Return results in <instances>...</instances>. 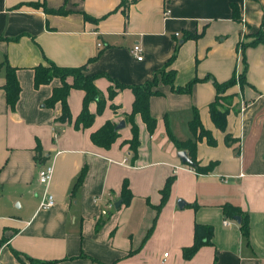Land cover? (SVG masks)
Returning a JSON list of instances; mask_svg holds the SVG:
<instances>
[{
	"label": "crops",
	"instance_id": "obj_1",
	"mask_svg": "<svg viewBox=\"0 0 264 264\" xmlns=\"http://www.w3.org/2000/svg\"><path fill=\"white\" fill-rule=\"evenodd\" d=\"M163 11L169 12L166 19ZM258 34L264 35V0H0V264H264V43L242 47ZM134 45L141 61L129 52ZM171 56L165 71H173V87L196 82L179 94L157 86L159 94L148 100L155 120L148 134L138 115L126 119L131 91L116 90L113 82H148ZM48 64L102 75L93 86L104 106L96 114V102L87 104L93 115L88 128L74 127L82 91L69 89L70 120L61 122L60 104L45 105L60 80L33 87L34 68ZM5 65L15 70L19 86L12 110L1 89ZM242 73L245 84L224 94L230 103L221 132L208 111L217 91L204 79L223 84ZM108 89L115 93L111 100ZM194 113L216 141L213 147L206 139L195 142V162L215 164L207 174L182 164L168 137L193 140L188 123ZM120 121L124 126L108 149L91 143V133ZM131 124L136 157L128 149ZM43 165L52 169L48 210L38 208L36 171ZM123 183L127 202L121 199ZM108 201L120 205L102 217ZM224 206L238 209L241 222L227 217ZM244 218L247 239L240 229ZM194 226L211 229L212 236L184 259Z\"/></svg>",
	"mask_w": 264,
	"mask_h": 264
},
{
	"label": "trees",
	"instance_id": "obj_2",
	"mask_svg": "<svg viewBox=\"0 0 264 264\" xmlns=\"http://www.w3.org/2000/svg\"><path fill=\"white\" fill-rule=\"evenodd\" d=\"M31 6L36 7L37 5L32 4ZM232 9H233V17L235 19H238L237 10L235 9V7H232ZM45 11L49 12L47 10ZM50 12L54 14L60 13V11H50ZM185 39H194V36L188 35L185 37ZM259 43H264V35L262 34H258L256 39L250 42L249 44H242V47L247 48L250 46H255ZM172 58L173 56H171V58L167 62V65L163 69L154 73L152 79L148 82H145L140 85H132L128 87L113 82L116 90L127 88L131 91L133 100L131 104L130 114L127 116L126 119H130L133 116L138 115L142 123L145 125L148 134H151L155 129V120L150 117L148 112V100L150 97L159 94V91H157L156 89L157 86L159 84L167 85L169 86L172 92L179 94V93H188L191 85L194 82H196V80H192L189 83H187L184 87L174 88L173 71L172 70L165 71V69L169 66V63L172 60ZM14 73H15L14 69L5 65L4 84L1 87V89L4 93L5 103L10 110L14 108V105L17 101L19 94V86L15 79ZM100 76L102 75L84 76L82 74V68L65 69V68L55 67L52 64H48L47 66H38L34 68L33 87L37 88L40 85L48 84L53 78L60 80L61 86L57 89L52 90L51 96L45 102V105L47 107H52L56 103L60 104L61 110H60V117L58 120L61 122L70 120L68 108L65 101L69 89H76L82 91L84 95L82 99L81 111L74 121V127L77 128L78 126H80L82 128H88L93 121V115L88 113L87 104L91 101L96 102V114H99L104 106L103 99H101L98 92L93 86V81ZM67 77H70L72 80L70 85L65 83V79ZM204 80L211 81L216 88L217 91L216 99L213 103L209 105L208 111L212 123L214 124L216 129L220 130L221 132H224L226 128V117L228 115V108L224 109L222 105L218 104V100L221 94H223L224 92H226V90H228L229 88L235 85L236 83L235 78H232L230 81L223 84H218L209 77H206ZM239 80L241 82V85L245 84L243 73L242 75L239 76ZM114 94L115 93L112 89H108L107 99L111 100ZM227 98L228 97H225L226 102L228 100L230 101V99ZM229 101L226 103L227 106H229L230 103ZM114 127L115 126L111 125L108 122L103 124L98 130L90 134L89 137L91 143L99 148L108 149L117 137L116 131H114ZM188 128L190 133L194 137L193 140L179 142L173 139L170 135L168 137L178 151L186 152L187 158L190 161V165H188L189 167H191L198 174H207L213 170L215 164L210 163L205 167H201L197 164V162H195V157H194L195 142L201 139H206L207 144L213 147L216 145V141L214 140L211 132L201 127L196 113L193 114L192 119L189 121ZM226 143L227 144L230 143L229 137H226ZM138 144L139 143L137 138V129L134 125L131 124V138L128 141V149L133 157H136ZM36 161L38 164H40L41 162V158L38 155L36 157ZM80 178L81 176L78 177L75 185L79 182ZM170 183H171V179L170 178L166 179L163 188L160 191L161 202L164 201V199L166 198ZM129 197L130 194L126 189L125 183H123L121 187V199L123 202H127L129 200ZM223 210L227 217L235 218L241 215L238 209L233 208L231 206H224ZM240 229L242 231V235L244 236V238L247 239L248 224L245 218L240 224ZM211 236H212L211 229H205L203 227L194 226L193 242L190 247L182 250L183 258L189 259L190 257H192L201 246L205 245L206 243H209ZM13 255L18 261H20L17 253L13 252ZM27 262L29 264H51V263H37L36 261L31 259H27Z\"/></svg>",
	"mask_w": 264,
	"mask_h": 264
},
{
	"label": "built area",
	"instance_id": "obj_3",
	"mask_svg": "<svg viewBox=\"0 0 264 264\" xmlns=\"http://www.w3.org/2000/svg\"><path fill=\"white\" fill-rule=\"evenodd\" d=\"M169 15L168 11H163L162 18L166 19ZM174 37H177V34H174ZM131 56L136 61H141V49L138 45L132 46L130 49ZM238 78V77H236ZM121 163H125V160H123ZM52 169L50 165H43L39 166L36 171V181L37 184L41 187V194H40V201L38 208L40 210H48L53 206V200L51 195L47 192V185L51 179ZM99 201L98 197L92 198V203L97 204ZM113 202L108 201L105 203L104 208L100 210V216L102 217H108L109 211L113 210ZM224 226H229V222L224 221ZM163 257H166V254H163Z\"/></svg>",
	"mask_w": 264,
	"mask_h": 264
},
{
	"label": "water",
	"instance_id": "obj_4",
	"mask_svg": "<svg viewBox=\"0 0 264 264\" xmlns=\"http://www.w3.org/2000/svg\"><path fill=\"white\" fill-rule=\"evenodd\" d=\"M123 126H124V125H123V122L120 121L117 125H115V127H114V131H118V130L122 129ZM176 157L179 159V161H180L182 164L190 165V161L188 160L186 154H185L183 151H179V152H177V153H176ZM119 205H120V201H117V202L114 204L113 207L116 209ZM182 205H183V203H182L181 201H177V206H178L179 208H181ZM234 219H235V221H236L237 223H240V222H241V220H240L239 217H235Z\"/></svg>",
	"mask_w": 264,
	"mask_h": 264
},
{
	"label": "rangeland",
	"instance_id": "obj_5",
	"mask_svg": "<svg viewBox=\"0 0 264 264\" xmlns=\"http://www.w3.org/2000/svg\"><path fill=\"white\" fill-rule=\"evenodd\" d=\"M235 82H236L235 84L242 86V85H241V82H240V80H239V77H238V78H235ZM226 91H227V90H226ZM225 93H226V92H224L223 94H221V95L219 96L218 104H219V105H222L224 109H227L228 106H227L226 103H227L229 100L226 102L225 97H228V96H225V95H224ZM227 99H229V97H228Z\"/></svg>",
	"mask_w": 264,
	"mask_h": 264
}]
</instances>
